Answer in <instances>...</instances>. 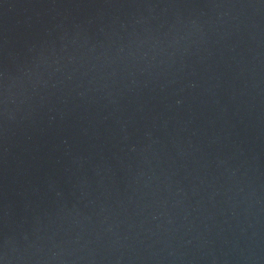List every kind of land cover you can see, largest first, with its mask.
<instances>
[{
  "label": "water",
  "instance_id": "1",
  "mask_svg": "<svg viewBox=\"0 0 264 264\" xmlns=\"http://www.w3.org/2000/svg\"><path fill=\"white\" fill-rule=\"evenodd\" d=\"M0 264H264V0H0Z\"/></svg>",
  "mask_w": 264,
  "mask_h": 264
}]
</instances>
